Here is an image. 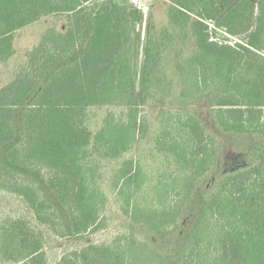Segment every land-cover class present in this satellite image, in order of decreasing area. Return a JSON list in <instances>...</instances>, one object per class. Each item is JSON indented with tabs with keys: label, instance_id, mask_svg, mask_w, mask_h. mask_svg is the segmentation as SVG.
<instances>
[{
	"label": "trees",
	"instance_id": "16d2710c",
	"mask_svg": "<svg viewBox=\"0 0 264 264\" xmlns=\"http://www.w3.org/2000/svg\"><path fill=\"white\" fill-rule=\"evenodd\" d=\"M165 12L143 39L135 3L0 0V65L17 54L18 30L67 18L0 85V190L77 239L109 224L102 178L112 165L131 220L57 264H264V61L238 49L264 52V0H171ZM212 21L244 43L215 39ZM101 106L123 110L96 125ZM151 111L167 163L156 181L131 155ZM44 244L27 217L0 224L4 264H46Z\"/></svg>",
	"mask_w": 264,
	"mask_h": 264
},
{
	"label": "rangeland",
	"instance_id": "374dc122",
	"mask_svg": "<svg viewBox=\"0 0 264 264\" xmlns=\"http://www.w3.org/2000/svg\"><path fill=\"white\" fill-rule=\"evenodd\" d=\"M121 3L129 4L135 3L144 11L142 32L143 39L150 29L160 28L165 22L166 12L165 7L171 3V0H119ZM67 25V18L47 16L41 20L34 22L16 32L15 48L17 54L10 60L7 65H0V85L10 80L13 75V69L19 64L27 61V53L38 43L42 33L47 27L55 26L58 29L64 30ZM210 27L215 30L213 33L215 39L226 41L232 45L237 46V42L244 43L246 38L245 33L233 35L229 33L226 28L217 27L215 22H209ZM247 45V44H246ZM248 46V45H247ZM242 54L251 56L256 61H264V52L257 50L259 56L252 54L246 50L238 47ZM141 62V61H140ZM206 111V106L204 108ZM121 114L123 108L119 107H97L92 111V117L96 125H100L103 117L110 111ZM156 111H151V129L148 137L138 143L131 155L141 159L146 166L145 169L151 174V179L156 181L160 177L159 174L165 169L166 160L162 153L156 149L155 139L159 132V125L156 121ZM113 166L107 165L103 170L102 186L108 197L107 212L109 215L108 226L96 233L87 236L65 240L54 235L45 226L39 225L36 221L32 211L24 203V201L11 193L0 190V224L9 217H27L32 220L34 225L39 226L44 230L46 252V264H57L61 257L72 250L80 249L90 243H102L112 240L116 235L125 232L131 227V220L122 209L123 198L117 194L113 186ZM149 199H153V188L149 187L145 194ZM0 264H4L0 261Z\"/></svg>",
	"mask_w": 264,
	"mask_h": 264
}]
</instances>
